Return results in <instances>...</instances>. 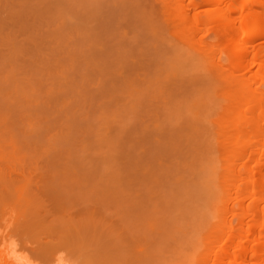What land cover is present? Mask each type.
Instances as JSON below:
<instances>
[{"label":"rangeland","instance_id":"374dc122","mask_svg":"<svg viewBox=\"0 0 264 264\" xmlns=\"http://www.w3.org/2000/svg\"><path fill=\"white\" fill-rule=\"evenodd\" d=\"M161 26L155 0H0V183L25 192L0 225L22 245L79 264L175 260L165 236L200 158L190 121L170 118L193 76L161 75Z\"/></svg>","mask_w":264,"mask_h":264},{"label":"bare ground","instance_id":"6f19581e","mask_svg":"<svg viewBox=\"0 0 264 264\" xmlns=\"http://www.w3.org/2000/svg\"><path fill=\"white\" fill-rule=\"evenodd\" d=\"M155 2L173 48L161 75L193 76L170 118L190 121L200 158L190 164L197 193L165 236L176 246L171 264H264V0ZM24 193L0 183V219ZM8 227L0 225V264H79L57 244L22 245Z\"/></svg>","mask_w":264,"mask_h":264}]
</instances>
